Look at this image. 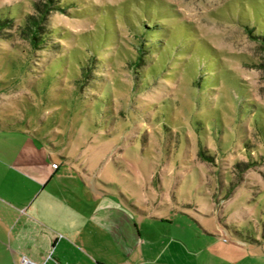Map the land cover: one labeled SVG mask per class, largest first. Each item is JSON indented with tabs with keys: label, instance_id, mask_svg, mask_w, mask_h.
I'll list each match as a JSON object with an SVG mask.
<instances>
[{
	"label": "rangeland",
	"instance_id": "rangeland-1",
	"mask_svg": "<svg viewBox=\"0 0 264 264\" xmlns=\"http://www.w3.org/2000/svg\"><path fill=\"white\" fill-rule=\"evenodd\" d=\"M40 10L35 49L20 29ZM0 19V125L37 127L32 152L180 217L194 254L223 231L264 264V0H0Z\"/></svg>",
	"mask_w": 264,
	"mask_h": 264
},
{
	"label": "crops",
	"instance_id": "crops-1",
	"mask_svg": "<svg viewBox=\"0 0 264 264\" xmlns=\"http://www.w3.org/2000/svg\"><path fill=\"white\" fill-rule=\"evenodd\" d=\"M36 128L0 125V142L8 133L21 140L19 153L0 145V264H19L22 257L32 264H242L246 243L223 231L215 238L203 233L208 241L194 254L201 248L192 247L186 231L193 229L180 217L155 218L83 165L80 173L70 157L32 152L26 145L43 141ZM143 217L153 232L138 226ZM201 254L207 258L200 261Z\"/></svg>",
	"mask_w": 264,
	"mask_h": 264
},
{
	"label": "trees",
	"instance_id": "trees-1",
	"mask_svg": "<svg viewBox=\"0 0 264 264\" xmlns=\"http://www.w3.org/2000/svg\"><path fill=\"white\" fill-rule=\"evenodd\" d=\"M48 1L51 2V0H48ZM49 7H50L49 3L45 5L46 9H48ZM45 12H46L45 10L44 12L43 10L42 11L40 10L37 17H28L26 18L27 20L23 23V25H21V29H20L21 34H23L28 39V42L30 43V45L35 49L43 48L44 46H46L47 41H49V37L51 36L49 34L52 33V31L45 28L43 25L42 19L45 15ZM8 26H9L8 20L0 19V30L8 28ZM143 46H151V45H143ZM149 52L151 51H148L147 54H149ZM139 62H141V56H139L136 59L135 63H133L132 65L134 68L142 70V65ZM147 76H149V74ZM205 80H206L205 77L200 79V81H204V82ZM140 83H142V81ZM232 237L233 239L240 240L246 244H253V240H254V239H251L249 236L247 237L245 236L244 238L241 237L240 235L232 236Z\"/></svg>",
	"mask_w": 264,
	"mask_h": 264
},
{
	"label": "built area",
	"instance_id": "built-area-1",
	"mask_svg": "<svg viewBox=\"0 0 264 264\" xmlns=\"http://www.w3.org/2000/svg\"><path fill=\"white\" fill-rule=\"evenodd\" d=\"M19 264H32V263L28 261L25 257H22Z\"/></svg>",
	"mask_w": 264,
	"mask_h": 264
}]
</instances>
